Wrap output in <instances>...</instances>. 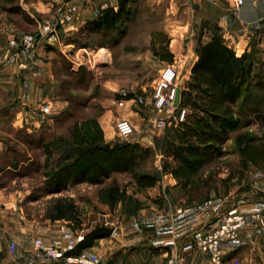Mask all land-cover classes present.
Here are the masks:
<instances>
[{
    "label": "rangeland",
    "instance_id": "1",
    "mask_svg": "<svg viewBox=\"0 0 264 264\" xmlns=\"http://www.w3.org/2000/svg\"><path fill=\"white\" fill-rule=\"evenodd\" d=\"M24 1L0 0L1 223L9 226L15 213H22L34 227L44 228L55 215L56 202L70 199L75 214L67 220L86 234L112 219L103 216L105 208L114 214L127 197V204H135L131 197L160 187L166 178L175 181V196L184 207L215 202L226 210L264 199V88L225 106L226 114L220 115L225 121H209L207 133L214 140L193 144L198 157L184 158L185 133L195 112L191 105L182 106L181 99L188 92L187 70L197 59L203 21L194 8L196 0H136L108 31L89 25L96 10L91 2L89 18L77 26L73 6L82 0H40L52 7L31 14L23 10ZM105 2L104 9L117 10L116 0ZM45 23L58 25L57 32L40 38L30 55L11 59L7 42L25 34L38 36ZM170 65L178 70L180 100L166 113L165 125L158 126L151 98L162 69ZM257 72L264 78V62ZM106 117L110 140L102 128ZM121 118L136 127L127 141L116 137L115 122ZM197 133L192 143L208 137ZM93 138L101 140L93 146ZM123 145L132 155L129 161L110 159L109 168L101 165L89 175L74 166L88 150ZM111 187L121 196L113 209L106 200ZM13 253L9 249L11 258Z\"/></svg>",
    "mask_w": 264,
    "mask_h": 264
},
{
    "label": "crops",
    "instance_id": "2",
    "mask_svg": "<svg viewBox=\"0 0 264 264\" xmlns=\"http://www.w3.org/2000/svg\"><path fill=\"white\" fill-rule=\"evenodd\" d=\"M90 2L96 8L92 13L93 17L106 7L105 0L80 1L73 6L78 15L75 23L77 26L83 25L85 18H89L90 8L87 4ZM231 4V0H196L194 8L197 6L195 9L199 20L218 24L227 45L237 57L249 54L257 66L264 62V0H244L239 17L232 12ZM23 5V10L28 14L43 13L52 7L50 2L40 0H26ZM195 60L196 58L193 63ZM193 63L187 70L188 75ZM3 80L0 78V82ZM108 121L107 117L104 118V126L102 125L106 140L111 139ZM161 184L162 187L147 188L143 195L131 197L135 204H127L130 197L119 202L118 210H113L114 214L105 208L103 216L112 219L98 226L113 228L114 232L109 237L95 239L91 247L83 252L98 256L104 264H162L176 250L167 245L169 241H174L177 245L184 243L193 232L208 228L216 215L223 211V208L213 202L202 214H197L196 207H184L180 204L181 200L175 196L176 190L173 189V179L170 181L166 178ZM262 191L264 193V186ZM239 207L249 224L234 241L222 245L224 258L227 261L236 259L243 264H264V228L257 222H251L254 213L264 214V199ZM15 215L16 218L9 226L6 221L0 222V264H41L33 257L34 239L39 238L45 244L63 249L71 242L76 243L79 236L87 234L74 230L73 224L64 218L46 220V226L38 228L26 220L22 213ZM61 227L63 230H60ZM10 239L17 243L12 258L8 254ZM204 260L203 254L193 252L183 264H204Z\"/></svg>",
    "mask_w": 264,
    "mask_h": 264
},
{
    "label": "trees",
    "instance_id": "3",
    "mask_svg": "<svg viewBox=\"0 0 264 264\" xmlns=\"http://www.w3.org/2000/svg\"><path fill=\"white\" fill-rule=\"evenodd\" d=\"M11 1V0H8ZM136 0H118V8H106L97 17L90 21V26L98 30H112L116 27L122 14ZM208 36L207 41L203 38ZM197 59L191 68L188 92L182 93L181 105H191L194 121H189L190 127L186 131L188 147L184 149V158L198 157L196 147L193 144H205L214 140L215 135H209L212 126L209 121L216 122L221 119V114L227 112L225 106L236 103L242 97L245 98L252 91L264 88V81L261 73H256V66L251 55L243 54L239 57L229 48L221 28L217 23L203 20L198 28L196 44ZM194 93V95H193ZM193 95V96H192ZM264 99V96H263ZM199 112L203 113L201 116ZM225 121L224 119H221ZM194 126V129H192ZM197 130L201 131L207 139L198 138L192 143V138L199 136ZM100 134L102 131L99 129ZM208 134V135H207ZM205 138V137H204ZM101 139H92L93 146ZM209 140V141H207ZM94 149V148H92ZM100 159L104 161L101 164ZM132 158L127 145L115 148H95V151H86L74 162L77 171L82 175H89L92 171L106 168V163L112 159L129 161ZM104 166V167H103ZM120 195H116V189L111 187L107 190L106 200L108 206L113 209ZM53 219H69L75 214L73 200L57 201L54 205Z\"/></svg>",
    "mask_w": 264,
    "mask_h": 264
},
{
    "label": "built area",
    "instance_id": "4",
    "mask_svg": "<svg viewBox=\"0 0 264 264\" xmlns=\"http://www.w3.org/2000/svg\"><path fill=\"white\" fill-rule=\"evenodd\" d=\"M231 1V10L239 17V11L244 4V0ZM64 20L69 22L71 16L69 14L65 15ZM57 27L58 25L45 23L40 25L38 36L25 34L19 41L15 37L10 39L6 47L12 53L11 59H14V57L18 58L21 54L30 55L35 50L38 40L49 34L56 33ZM177 79L178 70L174 65L166 66L159 75L151 98V105L155 111L154 119L158 126L165 125L166 113L171 112L176 107L175 100L177 92L180 91ZM137 101L141 104L143 103V99H137ZM122 103L120 102L121 105ZM184 115L185 110L182 111L181 117L183 118ZM115 131L118 139L127 141L135 135L136 127L130 120L121 118L115 122ZM209 205L210 203H205L196 207V213L202 214ZM251 222L260 223L264 228L263 217L260 213H254L251 217ZM248 224L249 222L240 210L239 205L223 210L216 215L214 222L208 228L193 232L184 243L177 245L174 241H169L167 245L175 247L176 250L162 264H183L184 260L193 252H199L205 256L204 264H243L236 259L227 261L222 252V245L234 241L241 230ZM60 230H63V228L61 227ZM82 237V235L79 236L77 242ZM77 242H71L67 247L61 249L45 244L41 239L37 238L33 241L34 254L42 264L58 262L65 264H104L98 256L84 252L75 257L65 258L64 253L72 249ZM16 246V241L12 239L10 250L13 251Z\"/></svg>",
    "mask_w": 264,
    "mask_h": 264
},
{
    "label": "water",
    "instance_id": "5",
    "mask_svg": "<svg viewBox=\"0 0 264 264\" xmlns=\"http://www.w3.org/2000/svg\"><path fill=\"white\" fill-rule=\"evenodd\" d=\"M195 8H197V6H195ZM179 98H180V91L177 92L175 105H178ZM113 232H114L113 228H109L104 225L95 227L90 232H88L86 235H84L82 239L78 241L77 244L72 249L67 250L64 253V257L69 258V257L78 256L85 249L91 247L92 242L95 239L99 237H105V236L109 237L113 234Z\"/></svg>",
    "mask_w": 264,
    "mask_h": 264
}]
</instances>
